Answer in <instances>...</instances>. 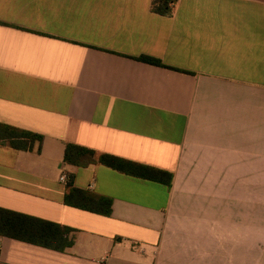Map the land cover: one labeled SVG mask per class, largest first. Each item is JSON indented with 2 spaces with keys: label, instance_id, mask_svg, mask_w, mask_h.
I'll use <instances>...</instances> for the list:
<instances>
[{
  "label": "crops",
  "instance_id": "crops-1",
  "mask_svg": "<svg viewBox=\"0 0 264 264\" xmlns=\"http://www.w3.org/2000/svg\"><path fill=\"white\" fill-rule=\"evenodd\" d=\"M151 3L0 0V127L43 136L0 137V264H264V0Z\"/></svg>",
  "mask_w": 264,
  "mask_h": 264
},
{
  "label": "trees",
  "instance_id": "trees-1",
  "mask_svg": "<svg viewBox=\"0 0 264 264\" xmlns=\"http://www.w3.org/2000/svg\"><path fill=\"white\" fill-rule=\"evenodd\" d=\"M177 3L178 0H152L151 10L156 14L169 17L173 15ZM136 59L151 65L168 67L160 59L152 56L143 55L137 57ZM0 137L10 140V143L14 148L22 149V150L32 149L33 145L38 143L39 144L38 149L40 151L43 142L42 135L28 131H23L7 125H3L0 127ZM95 155L96 153L92 149H88L86 147H82L74 144H67L65 148L64 161L70 165L85 166L93 162ZM99 161L102 164H105L107 166H110L118 170H123V171L128 170V163L124 164V162L121 159L116 158L114 156L103 154L100 156ZM143 168L151 171V174L142 175L143 178L156 180L158 182H162L166 184L168 187H171L172 185L171 174L165 173L160 170L150 169L147 167H143ZM66 202L70 205H74L82 209L103 214L106 216H109L112 213L111 199L106 197H98L88 192L77 190L75 188L72 189L70 188V193L66 196ZM8 214L12 215L17 220H22V221L26 220L25 219L26 216L24 215L12 213V212H9ZM37 223H40L44 227L45 233L47 235L51 234L54 230L53 228L54 225L52 223L43 222V221H37ZM69 231L71 232V229L65 228V234H68ZM0 233H4V232L0 230ZM36 242L40 244H44L46 246H51L49 240L46 241L40 240ZM71 243L72 242H70V244Z\"/></svg>",
  "mask_w": 264,
  "mask_h": 264
},
{
  "label": "built area",
  "instance_id": "built-area-1",
  "mask_svg": "<svg viewBox=\"0 0 264 264\" xmlns=\"http://www.w3.org/2000/svg\"><path fill=\"white\" fill-rule=\"evenodd\" d=\"M60 180L65 182L66 181V176L63 175Z\"/></svg>",
  "mask_w": 264,
  "mask_h": 264
}]
</instances>
